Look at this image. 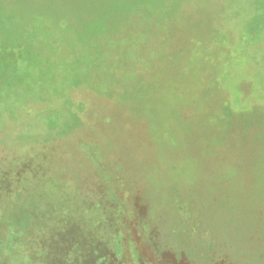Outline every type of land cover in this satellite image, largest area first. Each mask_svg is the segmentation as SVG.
<instances>
[{
    "label": "rangeland",
    "instance_id": "obj_1",
    "mask_svg": "<svg viewBox=\"0 0 264 264\" xmlns=\"http://www.w3.org/2000/svg\"><path fill=\"white\" fill-rule=\"evenodd\" d=\"M264 264V0H0V264Z\"/></svg>",
    "mask_w": 264,
    "mask_h": 264
},
{
    "label": "trees",
    "instance_id": "obj_2",
    "mask_svg": "<svg viewBox=\"0 0 264 264\" xmlns=\"http://www.w3.org/2000/svg\"><path fill=\"white\" fill-rule=\"evenodd\" d=\"M25 264V263H24Z\"/></svg>",
    "mask_w": 264,
    "mask_h": 264
}]
</instances>
